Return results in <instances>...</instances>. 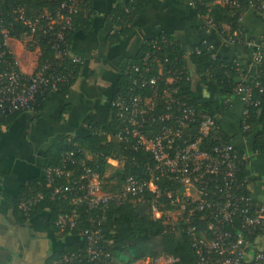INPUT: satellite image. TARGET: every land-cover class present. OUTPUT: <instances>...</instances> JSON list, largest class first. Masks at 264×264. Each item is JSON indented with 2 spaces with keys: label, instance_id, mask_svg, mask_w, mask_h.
<instances>
[{
  "label": "built area",
  "instance_id": "obj_1",
  "mask_svg": "<svg viewBox=\"0 0 264 264\" xmlns=\"http://www.w3.org/2000/svg\"><path fill=\"white\" fill-rule=\"evenodd\" d=\"M198 1L190 0L189 4L194 7ZM81 2L83 0H61L54 11L44 8L33 18L27 17L20 6L13 8L7 18L0 11V118L22 112L37 113L39 100L43 101L49 93L73 79L74 68L82 64V58L72 53L70 48L61 49L60 45L64 41V30L73 29L69 13L78 11ZM241 3L246 4L247 11L260 13L264 21V0L210 2L229 9ZM61 9L68 14L61 12ZM84 14L93 17L94 11L86 9ZM200 20L205 28L217 27L208 13L202 14ZM14 22H21L28 28L22 39H17L24 48L28 42H32L36 31L40 32L48 38L50 48L55 50V58L68 56L72 66L59 70L51 62L45 61L40 66L36 63L30 72L22 71L9 47L10 40L15 39L11 36ZM224 40L231 45L244 44L251 48L252 62L257 67L263 61L264 33L257 41L234 31ZM144 42L148 50L140 62L127 64L122 70L127 88L117 92L109 101L120 126L115 135L108 134L107 138L114 137L121 140L125 147L147 152L152 162L145 165L148 178L126 176L118 191H106L102 182L104 175L99 167L87 164L90 155H83V151L78 149L82 155L74 159L72 156L75 152L68 151L65 160L77 165L79 173L71 182L69 170L43 168L45 185L50 190L49 198L66 199L70 204L82 203L92 209L110 203L118 205L128 196L140 195L150 188L155 194L152 208L158 213L157 197L164 192L172 207L166 213L170 228L175 230L176 225L184 224L186 233L192 236L195 260L188 264H264V202L251 195V181L247 174L242 179L237 177L240 168H246L250 156L236 148L230 139L221 137L216 115L196 111L186 102L185 96H173L176 88L171 85L179 79V75L172 69L173 61L164 55L171 41L161 34ZM34 49L39 50L38 46ZM164 65L169 67L166 72H163ZM191 68H186V80L191 78ZM237 95L243 105L248 104V88L244 87ZM87 127H90L89 124ZM206 137L212 141L209 148L203 144L201 146ZM103 158L107 164L116 162L112 156ZM160 179L176 185L162 187L164 191L154 188L151 183ZM43 196L42 192L24 195L19 200L18 208L27 213ZM75 216L74 209L59 212L54 223L58 232L64 233L72 228ZM199 219L204 223L203 228H200ZM85 238L86 258L98 261L103 255L101 230L89 228L85 231ZM68 258L64 256L61 260ZM159 260L165 264L176 261L172 257H159L155 261ZM58 261L60 259L53 260L52 264Z\"/></svg>",
  "mask_w": 264,
  "mask_h": 264
},
{
  "label": "trees",
  "instance_id": "obj_2",
  "mask_svg": "<svg viewBox=\"0 0 264 264\" xmlns=\"http://www.w3.org/2000/svg\"><path fill=\"white\" fill-rule=\"evenodd\" d=\"M61 0H0V11L6 16L12 12L16 6L23 8L27 17L33 18L44 8L49 11H54L57 8L58 2ZM190 2V0H187ZM212 0H199L194 5L199 18L202 14L208 13V16L216 24L215 33L221 39H225L228 34L234 31L244 33L245 30L240 27L238 20L245 14L247 7L245 3L229 9L219 4H210ZM91 0H83L79 4V10L69 13L73 23V29L64 30V41L60 48H70L72 36L76 31H87L91 25V18L84 16L86 9L92 10ZM149 0H133L118 3L112 9L108 16V21L114 25L115 29L106 37L108 45H113L119 40L128 36L133 31V21L137 13L147 4ZM61 12H68L61 9ZM28 32V28L21 22H14L13 32L11 36L15 39H22L24 33ZM171 43L165 51L166 55L173 62L172 69L179 75V79L171 85L176 88V94L173 96H185L186 102L192 105L196 111L207 113L209 115L220 116L229 108L232 97L237 96L238 92L244 87L249 89V102L243 105L239 128L240 133L244 137H248L255 129L252 152L259 154L264 158V59L257 67V75L254 78H249L247 73L240 67L241 62L237 58H228L215 56L209 46L201 41L190 47L188 53L185 54L179 46V43L168 34H162ZM28 42L26 48L33 50L38 46V54L36 63L40 66L43 62L49 61L56 68L62 70L63 67L69 68L72 66L68 56L62 55L55 58V50L50 48L48 38L42 36L40 32L33 35ZM148 50L144 42L141 48L132 56L123 60L121 73L118 79L117 92L125 90L128 86L126 76L122 70L127 64L139 63L141 57ZM10 57V54L8 55ZM186 65L185 68L183 65ZM194 68L195 74L204 81L213 82L220 91L218 103L212 101H203L194 96L191 88V80H186V68ZM81 65L74 68L73 79L64 85H61L54 93L65 100L66 93L69 87L77 78ZM169 69L168 65H164L163 72ZM115 93V95L117 94ZM135 92H138L135 90ZM114 95V96H115ZM144 95V94H142ZM146 95V94H145ZM149 95V94H148ZM43 101L39 100V106L36 107L38 115L42 109ZM111 109V108H110ZM69 111V105L65 104L62 114ZM112 111V109H111ZM18 114L4 116L0 118V123H8ZM88 131L85 135L65 136L57 142L52 143L43 155L42 165L39 173L28 180L22 187L19 196L16 200V208L22 219L27 220L33 214L47 210L52 229L58 233L55 226L57 214L61 211L75 210V225L67 229L62 235H73L80 239V244H67L61 251L53 253L45 264H52L53 260H59L56 264H133L138 261H148V264H153L159 257H172L176 261L173 264H188L194 262L195 252L192 245V236L186 233L184 224L176 225V229L172 230L166 218L167 210L172 207L168 204L164 192L158 196V205L156 210L162 216H156L152 201L155 194L152 190L146 189L140 195L134 197L128 196L122 203L108 204L107 206H99L88 209L84 204H70L66 199L49 198L50 190L45 185V176L43 168L59 167L62 170H69V180L73 182L79 173L78 166L71 164L69 160H65V153L68 151L75 152L72 156L74 159L79 158L80 152L83 155H90L87 164L91 167L96 165L104 175L109 164L104 162L103 156H112L115 158L119 167L110 174V180H115L114 188H106L104 190L114 192L118 191L126 176L134 178H148V170L146 164H151L150 155L141 149L133 150L130 147H125L121 140L114 137L107 138V135H115L120 126L119 121L112 111L111 120L106 126L90 123ZM224 140L230 139L223 129L219 133ZM129 139V138H128ZM131 139V138H130ZM133 142V140H129ZM205 147H211L212 141L210 137L202 140ZM203 147V146H202ZM80 149V152L77 150ZM246 168L241 167L237 173L238 179L246 176ZM248 175L249 181L257 180V176ZM174 182L168 180H154L151 185L154 188H169ZM164 188L163 191L165 190ZM37 192L44 194L43 198L32 206L27 213H24L18 208L19 200L22 196H32ZM247 191L245 190V193ZM200 228H203L204 223L199 219ZM98 228L101 230L100 246L103 249V255L98 261H90L86 258V238L85 231L89 228ZM69 257L66 260H61L62 257ZM74 256V257H73Z\"/></svg>",
  "mask_w": 264,
  "mask_h": 264
},
{
  "label": "crops",
  "instance_id": "obj_3",
  "mask_svg": "<svg viewBox=\"0 0 264 264\" xmlns=\"http://www.w3.org/2000/svg\"><path fill=\"white\" fill-rule=\"evenodd\" d=\"M126 1L131 2L91 0L94 16L90 28L85 32L78 30L72 36L70 50L82 58V64L65 100L54 92L49 93L37 116L22 112L10 122L0 123V264H45L67 244H80L78 237L52 229L47 210L22 219L16 200L22 187L39 173L43 155L52 143L65 136L85 135L90 123L108 125L112 116L109 101L117 92L123 60L134 55L145 40L168 34L183 52L203 41L215 56L239 59L249 78L257 75L251 48L228 44L214 29L205 28L187 0H149L134 18L132 33L108 45L106 37L115 29L108 16L116 4ZM238 24L245 30L247 39L261 40L264 21L260 13L248 10ZM9 47L22 71L34 69L37 49L28 50L17 39L10 40ZM190 73L194 96L218 103L220 91L216 85L201 80L193 68ZM65 104L69 105V111L61 119ZM242 113L243 103L237 95L216 120L232 144L250 156L246 172L258 178L251 181L250 193L264 202V158L252 152L256 130L248 137L240 133Z\"/></svg>",
  "mask_w": 264,
  "mask_h": 264
},
{
  "label": "rangeland",
  "instance_id": "obj_4",
  "mask_svg": "<svg viewBox=\"0 0 264 264\" xmlns=\"http://www.w3.org/2000/svg\"><path fill=\"white\" fill-rule=\"evenodd\" d=\"M116 163V164H115ZM115 163H110L103 178H102V182H103V185L110 189V188H114L115 187V180H110L109 176L110 174L116 170L117 167H119V164L117 163V161ZM156 216H162V214L160 212L156 213ZM133 264H148V261H138L136 263H133ZM153 264H165V262L163 260H159L158 262L154 261Z\"/></svg>",
  "mask_w": 264,
  "mask_h": 264
}]
</instances>
